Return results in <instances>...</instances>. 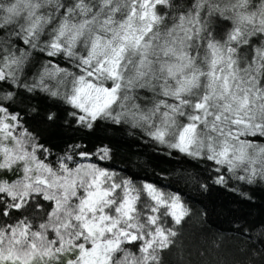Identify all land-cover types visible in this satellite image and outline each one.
I'll list each match as a JSON object with an SVG mask.
<instances>
[{
  "label": "snow or ice",
  "instance_id": "obj_1",
  "mask_svg": "<svg viewBox=\"0 0 264 264\" xmlns=\"http://www.w3.org/2000/svg\"><path fill=\"white\" fill-rule=\"evenodd\" d=\"M21 90L65 126L205 162L202 191L264 183V0H0V264H86L97 244L99 264H165L180 195L118 178L109 144L41 142L25 117H62L13 107Z\"/></svg>",
  "mask_w": 264,
  "mask_h": 264
},
{
  "label": "trees",
  "instance_id": "obj_2",
  "mask_svg": "<svg viewBox=\"0 0 264 264\" xmlns=\"http://www.w3.org/2000/svg\"><path fill=\"white\" fill-rule=\"evenodd\" d=\"M216 19L215 27L230 28ZM32 58L45 59L39 52L33 53ZM60 63L70 67L64 60ZM29 104L38 105L41 114L50 108L61 115L62 119L52 126L42 118L33 120L27 116L24 123L26 129L37 133L41 142L57 152L77 141L86 143L88 150L98 143L109 144L115 152L111 162L103 166L115 171L118 178L132 180L136 186L150 182L160 191L180 195L188 215L179 226L175 245L165 253V264H264V243L254 239L264 234V183L245 185L230 179L228 186L223 187L209 181L208 190L202 191L189 177L211 175L205 171V162L176 152L169 156L167 149L158 148L146 138L142 140L139 134L111 132L104 126L87 133L65 126L64 104L31 97L22 90L13 107Z\"/></svg>",
  "mask_w": 264,
  "mask_h": 264
},
{
  "label": "rangeland",
  "instance_id": "obj_3",
  "mask_svg": "<svg viewBox=\"0 0 264 264\" xmlns=\"http://www.w3.org/2000/svg\"><path fill=\"white\" fill-rule=\"evenodd\" d=\"M85 167H91V166H86ZM167 196L173 195L172 193H167L164 192ZM181 203L183 204V202L181 201ZM184 209H186L185 205L183 204V209L181 208H177L176 211L179 213L181 211H183ZM187 210V209H186ZM81 220L84 219L83 216L79 217ZM102 220L104 218H101ZM84 227L88 229V231L90 233H94L97 231L102 232L103 229L100 227L99 224H94L92 223V221L88 220L85 221L84 223ZM101 245L97 244L96 247L93 248V250L89 253H85V258H86V264H99V261L103 259V257L101 256Z\"/></svg>",
  "mask_w": 264,
  "mask_h": 264
}]
</instances>
